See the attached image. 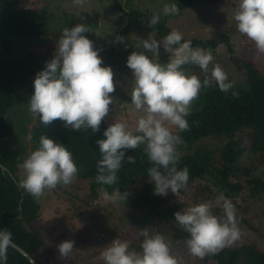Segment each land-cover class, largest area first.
I'll use <instances>...</instances> for the list:
<instances>
[{
  "label": "clouds",
  "instance_id": "clouds-1",
  "mask_svg": "<svg viewBox=\"0 0 264 264\" xmlns=\"http://www.w3.org/2000/svg\"><path fill=\"white\" fill-rule=\"evenodd\" d=\"M84 0H74L82 4ZM177 0L165 3L164 15L179 12ZM233 18L238 31L254 41L259 53H264V0H238ZM161 13L154 12L148 24L160 22ZM86 32L85 24H76L62 29L56 41L51 59L39 70L33 80L34 91L29 98V108L34 116L48 125L55 119L74 130H99L100 124L110 112L116 81L111 65L104 64ZM119 42L121 36L117 35ZM142 48L132 51L126 61L134 80L131 103L142 111L134 128L124 120H114L97 139L101 157L97 162V181L111 185L117 180V171L125 160V150L144 145V151L152 166L147 169L154 185V194L165 196L169 189L177 194L186 185L189 177L187 166L178 168L180 153L177 145L182 143L179 132L189 129L188 116L192 104L202 89L216 82L218 88L232 96H238L235 81L219 63H213L210 49L194 47L191 40L173 28L163 38L149 36L142 39ZM168 53L166 62L159 59L160 48ZM196 65L210 76L203 79L186 69ZM133 160L131 155L127 156ZM24 176L20 185L39 198L46 189L68 185L74 181L78 168L72 152L64 143L55 142L41 135L35 148L20 165ZM104 197L110 201L125 202L129 192L106 190ZM223 215L212 211L207 201L193 203L174 212L178 226L188 233L185 244L188 251L203 258L215 254L240 238L241 229L234 203L221 194ZM144 238L140 251L130 248V241L114 238L100 253L105 264H179L171 252V240L156 232L149 234L147 228L140 233ZM13 245L12 233L0 228V264H6L7 253ZM62 257H70L74 240L65 239L58 244Z\"/></svg>",
  "mask_w": 264,
  "mask_h": 264
},
{
  "label": "trees",
  "instance_id": "trees-1",
  "mask_svg": "<svg viewBox=\"0 0 264 264\" xmlns=\"http://www.w3.org/2000/svg\"><path fill=\"white\" fill-rule=\"evenodd\" d=\"M218 0H205L213 2ZM116 4L120 3L115 0ZM179 12L164 15L162 10L145 12L137 8L130 11V22L125 30L146 17L148 20L154 12L161 13L160 22L151 26L160 37L172 30L169 25L171 18H176L197 0H177ZM51 0H0V228H7L12 233V240L25 248L37 260V252L46 244L38 229H30L27 223L38 222L41 205L37 197L26 191L19 183L17 171L23 162L24 147L11 146L14 137L13 124L9 114L16 104L15 88L27 87L34 89L33 76L41 70L38 55L33 51L17 56L10 35L22 37L31 36L55 39L50 31ZM121 7V6H120ZM82 16L75 14L67 18L65 24L56 32L57 38L62 29L76 24H91ZM243 54L233 57L234 62L245 70L248 87L235 89L238 96L222 92L215 81L209 87L202 89L200 95L192 104V112L188 116L189 129L181 132L183 153H180L178 168L187 166L189 177L185 186L199 179L212 178L220 190L230 195H236L248 189L252 197L264 194V177L255 172L264 170V53H259L254 41L242 34ZM192 45L206 49L225 43L231 49L230 36L221 34L210 39H190ZM56 47L53 48L55 52ZM189 67V66H187ZM203 79L210 73H204L198 66L191 69ZM108 122L103 119L99 130H74L64 125L60 119L50 124H43L35 116L27 136L38 147L41 135L51 137L55 142L64 143L75 158L83 166V171L70 185L71 195L83 201L97 200L106 190L112 193L114 189L121 192L132 188V194L142 204L147 219L154 218L157 232L171 236L175 241H181L184 246L188 233L181 229L173 214L179 210L176 200L180 196L172 191L165 196L154 194V185L149 182L134 186L140 177H148L147 169L152 166L144 151V145L125 150V160L117 171V180L111 185L97 181V162L101 157L97 139L103 138ZM237 135V136H236ZM224 139L226 142L218 149L212 150L203 139ZM247 140L244 148L241 143ZM249 151L257 158L255 161L241 165L242 156ZM133 157L132 161L127 156ZM1 164L6 166L3 169ZM23 207L20 208L22 194ZM239 223H249V218L237 213ZM144 227L132 225L130 248L140 251ZM188 249V248H187ZM40 261V260H39ZM41 262V261H40ZM43 263V262H42ZM6 264H33L13 245L9 247ZM45 264V263H43ZM188 264H264V248L256 243L232 244L215 254H207L203 258L189 252Z\"/></svg>",
  "mask_w": 264,
  "mask_h": 264
},
{
  "label": "rangeland",
  "instance_id": "rangeland-1",
  "mask_svg": "<svg viewBox=\"0 0 264 264\" xmlns=\"http://www.w3.org/2000/svg\"><path fill=\"white\" fill-rule=\"evenodd\" d=\"M117 1L121 7L116 4L115 0H84L82 4H76L74 0H51L50 31L55 35V39L19 35H10L9 38L14 44L17 56L28 51L35 52L42 69L46 61L54 54L53 48L56 47L58 40L56 32L65 24L67 18L75 14L90 20L92 23L86 25L89 32L85 35L93 40L96 48L101 49L99 54L103 57L104 64L111 65L114 71V81L118 82L115 91L110 94L113 96V103L110 105L109 114L104 119L108 124L114 120H124L130 128H134L139 116L143 113L136 110L131 103L134 80L131 78L132 73L126 61L132 51L142 48V39L149 36L157 39L162 37L148 24L146 17L141 18L129 29L125 30V28L130 22L132 7L145 12L158 11L162 10L164 4L170 3L171 0ZM237 5L238 0L213 2L197 0L196 5L185 9L178 17L171 18L169 25L172 29L176 28L181 31L184 39L189 40L194 38L205 40L228 34L231 49L225 43L211 48L213 63H219L222 66L228 73L229 79L235 81L234 87L245 89L249 86L245 70L233 60V57L241 56L244 51L242 35L233 18ZM117 35L121 36L122 41H115ZM168 55L161 46L159 59L162 63L167 61ZM195 66L189 64L184 67L191 72ZM211 68L212 64L209 65V73H211ZM33 91L34 89L27 87H16V104L9 114V120L14 128V137L11 138L9 144L23 146L24 159L35 149L27 136V131L35 121V116L29 108V98ZM179 135L181 136V132ZM226 140V138L221 140L209 138L203 139L202 143L212 150H218ZM241 146L247 148V140H244ZM177 148L179 153L184 152L182 143L177 145ZM256 158L254 154L247 151L242 156L241 165L255 161ZM73 160L78 168L77 178L83 171V166L75 158ZM255 175L264 177L263 168L258 169ZM17 176L19 180L24 176V169L21 166L17 171ZM149 182V177H140L134 186L145 185ZM72 183L46 189L43 195L37 198L41 205L38 222L27 223L30 229H38L46 240V244L36 254L41 262L45 264H105L100 255L104 247L114 238L130 241L133 224H140L144 229L147 228L149 234L157 232L155 219H147L149 217L143 210L142 204L132 194V188L126 189L129 195L125 202L110 201L104 197L103 192L97 200L83 201L71 195L69 187ZM169 192H171L170 189ZM221 194L234 203L238 214L249 218V223H239L241 235L233 244L256 243L260 248H264V194L252 197L246 189L236 195H230L225 190H220L215 181L209 177L199 179L181 189L176 205L179 210H182L190 204L207 201L215 214L223 215ZM165 236L171 240V252L178 258L179 264H188L189 251L184 244L173 240L167 233ZM65 239L74 240V248L69 258L62 257L57 247Z\"/></svg>",
  "mask_w": 264,
  "mask_h": 264
},
{
  "label": "water",
  "instance_id": "water-1",
  "mask_svg": "<svg viewBox=\"0 0 264 264\" xmlns=\"http://www.w3.org/2000/svg\"><path fill=\"white\" fill-rule=\"evenodd\" d=\"M0 158H1V153H0ZM3 169H6V166L4 164H1ZM24 194H22V199H21V204H20V208L22 209L23 205V199H24ZM13 246L15 248H17L22 254H24L33 264H43L42 262H40L39 260H37L32 254H30L25 248H23L21 245H19L18 243H16L13 240Z\"/></svg>",
  "mask_w": 264,
  "mask_h": 264
}]
</instances>
